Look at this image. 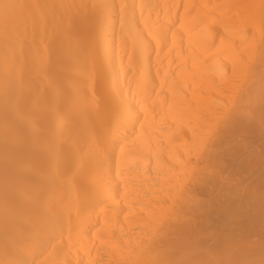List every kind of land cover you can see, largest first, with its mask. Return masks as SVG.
I'll use <instances>...</instances> for the list:
<instances>
[{
  "label": "bare ground",
  "instance_id": "6f19581e",
  "mask_svg": "<svg viewBox=\"0 0 264 264\" xmlns=\"http://www.w3.org/2000/svg\"><path fill=\"white\" fill-rule=\"evenodd\" d=\"M0 264H264V0H0Z\"/></svg>",
  "mask_w": 264,
  "mask_h": 264
}]
</instances>
